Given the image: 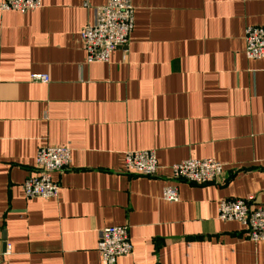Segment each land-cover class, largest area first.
<instances>
[{"label": "crops", "instance_id": "obj_1", "mask_svg": "<svg viewBox=\"0 0 264 264\" xmlns=\"http://www.w3.org/2000/svg\"><path fill=\"white\" fill-rule=\"evenodd\" d=\"M107 1L0 12V264H104L98 233L112 226L133 247L115 264H264V241L217 219L225 199L264 204V60L244 55L264 0H129L126 49L87 64L79 32ZM45 146L71 149L58 197L25 199ZM141 150L155 152L154 176L124 171L123 154ZM187 159L222 173L175 182L179 202L163 201L170 165Z\"/></svg>", "mask_w": 264, "mask_h": 264}, {"label": "built area", "instance_id": "obj_2", "mask_svg": "<svg viewBox=\"0 0 264 264\" xmlns=\"http://www.w3.org/2000/svg\"><path fill=\"white\" fill-rule=\"evenodd\" d=\"M41 8V0H0V12L25 14ZM134 25V10L129 0H108L103 6L93 9L92 22L79 32L85 62L107 63L116 49H126ZM244 55L249 60H264V26H248L244 32ZM29 80L41 84L49 81L47 75L32 74ZM71 149L68 147H41L37 150L34 167L22 182L25 199H56L59 183L53 175L68 168ZM123 169L151 177L156 174L158 164L153 150L128 151L123 154ZM174 184L163 187L161 199L169 203L179 202L175 182L194 185L214 183L221 175L223 166L213 159H187L169 167ZM217 219L221 222L240 224L246 237L253 242L264 241V204L250 198L225 199L217 207ZM104 264H115L118 258L132 254L127 226L106 227L99 231L96 247ZM6 246L4 255H9Z\"/></svg>", "mask_w": 264, "mask_h": 264}]
</instances>
